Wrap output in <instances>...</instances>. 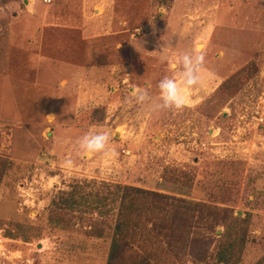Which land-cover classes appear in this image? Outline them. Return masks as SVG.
Segmentation results:
<instances>
[{"label":"rangeland","instance_id":"1","mask_svg":"<svg viewBox=\"0 0 264 264\" xmlns=\"http://www.w3.org/2000/svg\"><path fill=\"white\" fill-rule=\"evenodd\" d=\"M196 47L185 106L153 110ZM126 185L210 207L141 192L122 237ZM0 264H264V0H0Z\"/></svg>","mask_w":264,"mask_h":264},{"label":"clouds","instance_id":"2","mask_svg":"<svg viewBox=\"0 0 264 264\" xmlns=\"http://www.w3.org/2000/svg\"><path fill=\"white\" fill-rule=\"evenodd\" d=\"M204 56L198 47L192 52H182L166 61L167 69L172 75L162 76L155 85L157 101L151 103L153 110L180 109L187 103L186 92L198 85L201 66ZM132 99L139 104L150 101L146 88H138L132 93ZM109 134L107 132L89 131L83 134L78 141V147L85 153H101L114 155L109 151ZM66 167L72 166L71 159L64 161Z\"/></svg>","mask_w":264,"mask_h":264},{"label":"trees","instance_id":"3","mask_svg":"<svg viewBox=\"0 0 264 264\" xmlns=\"http://www.w3.org/2000/svg\"><path fill=\"white\" fill-rule=\"evenodd\" d=\"M123 188L126 189V190L131 189V190H134V191H133V193H125L124 200H123L125 205H123V207H122V208H124V210H120V212H119V217H118V221H117V224H116V228H117L118 232H121L120 235H122V237L127 236V234H128V232L127 233L124 232L123 229H125L127 227V225H129V222H128L129 209H131V207H133L136 204L137 200H139L138 198L141 197V194H142L141 192H146V194H144L145 197H142V198H145V199H148L147 196H151V198H155V199H166V200H170V201L172 200V201L176 202L178 215H183L185 213H188V211H182V209H184V208L191 209V207H192L195 210H198V209L201 210L202 207H210L206 203L190 201V200H188L186 198H183V197H175L174 195H168L166 193H162V192L155 191V190H150V189H145V188H141V187L134 186V185L132 187L130 185H126ZM134 193H139V197L138 196L137 197L133 196ZM70 196H67L66 198L63 197V200H65L66 202L70 203V200H69V197H70V199L73 200L72 203H76L77 202L76 198L78 199V196L76 198H75L74 195H70ZM154 206L158 207L157 205H154ZM177 219L178 220H182L183 224H185L184 222H187L185 219H183L180 216H177ZM174 226H175L174 222H171V229H169V232H170L169 235L171 236V238H174L175 236H177L176 239L181 238L180 235L182 233L180 232V234H178L179 232H177L175 230V229H177V227L173 228ZM116 236H115L114 241H113V247L114 248H118L119 241H120L119 238H117ZM152 240L153 239L150 236L145 238V241H152ZM225 251H227L226 254L225 255L221 254L219 259L227 260L228 254H230V252L232 250L227 245V248H225ZM111 256L113 258L114 254H112Z\"/></svg>","mask_w":264,"mask_h":264},{"label":"crops","instance_id":"4","mask_svg":"<svg viewBox=\"0 0 264 264\" xmlns=\"http://www.w3.org/2000/svg\"><path fill=\"white\" fill-rule=\"evenodd\" d=\"M50 73H52V72H50ZM55 73H56V72H54V73H52V74L56 75ZM64 93H65V92H64ZM64 93H63V94H64Z\"/></svg>","mask_w":264,"mask_h":264},{"label":"bare ground","instance_id":"5","mask_svg":"<svg viewBox=\"0 0 264 264\" xmlns=\"http://www.w3.org/2000/svg\"><path fill=\"white\" fill-rule=\"evenodd\" d=\"M26 2H28V0H26Z\"/></svg>","mask_w":264,"mask_h":264},{"label":"water","instance_id":"6","mask_svg":"<svg viewBox=\"0 0 264 264\" xmlns=\"http://www.w3.org/2000/svg\"><path fill=\"white\" fill-rule=\"evenodd\" d=\"M26 1V0H25Z\"/></svg>","mask_w":264,"mask_h":264}]
</instances>
